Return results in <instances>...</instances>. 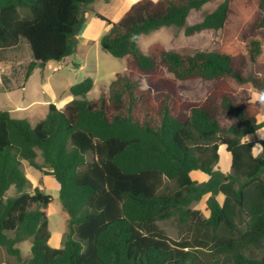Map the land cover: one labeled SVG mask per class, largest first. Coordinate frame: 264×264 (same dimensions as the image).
Masks as SVG:
<instances>
[{
	"label": "trees",
	"instance_id": "trees-1",
	"mask_svg": "<svg viewBox=\"0 0 264 264\" xmlns=\"http://www.w3.org/2000/svg\"><path fill=\"white\" fill-rule=\"evenodd\" d=\"M94 1L0 0V47L21 38L31 47L25 81L76 51L82 8ZM211 1L138 0L110 22L100 44L126 58L127 70L107 96L88 99V77L71 86L72 100L62 108L51 103L35 125L0 110V248L16 264H23L17 245L25 240L30 264H264V139L246 138L264 126V103L239 101L231 84L264 90V0H224L189 24L190 14ZM162 26L184 27L186 35L221 30L224 40L193 54L158 43L143 52L140 37ZM195 79L213 83L200 102L183 99L177 84ZM221 145L231 155L226 174L219 170ZM23 159L59 184L69 215L62 248L48 247L53 197L30 191ZM193 171L208 180L199 182ZM207 194L204 217L191 205ZM170 219L194 238L167 236L158 223Z\"/></svg>",
	"mask_w": 264,
	"mask_h": 264
},
{
	"label": "rangeland",
	"instance_id": "rangeland-1",
	"mask_svg": "<svg viewBox=\"0 0 264 264\" xmlns=\"http://www.w3.org/2000/svg\"><path fill=\"white\" fill-rule=\"evenodd\" d=\"M136 1L138 0H95L84 6L81 14L84 20L83 25L76 35V51L60 62L50 61L37 67L28 81H25V73L29 63L33 60L28 41L21 38L19 43L13 47H0V110H7L15 118L28 120L35 125L46 116L49 104L52 103L62 108L66 102L72 100L71 86L88 77L94 80V86L87 98L107 96L110 84L116 75L126 72L127 59L113 57L101 46L100 39L109 31L111 23L118 21ZM223 1L214 0L206 3L200 10H194L189 16V24L201 21L204 14L214 10ZM223 40L224 32L221 30H205L186 35L184 27L162 26L149 34L142 35L139 39V47L147 53L151 45L158 43L167 50L193 54L196 51L215 50ZM249 71L250 66L245 72L246 75ZM140 79L143 87L149 86L146 78ZM177 84L183 99L192 102L202 101L213 87L212 82L200 79L177 81ZM231 84L237 91L239 101H253V93L257 90L250 83L238 85L232 82ZM258 118L261 121L264 120V106ZM224 122L229 124L230 120H224ZM251 137H264V126L246 138L251 139ZM259 151L260 147L255 146L254 153ZM219 154V170L224 174L231 172V155L224 145L220 146ZM36 161L43 164L40 154ZM21 169L31 182L30 191L38 187L53 197L48 211V226L51 232L48 247L62 248L65 233L68 230L69 215L62 207L57 180L53 176L46 175L44 171L33 168L25 159L21 161ZM191 175L199 182L208 180V176L201 171H193ZM14 193L15 189L12 187L8 194L13 195ZM209 196L207 194L191 205L192 209L199 210L204 217L209 215L207 211ZM158 225L167 236L175 240L193 239L196 235V232L182 225L177 219L162 221ZM17 246L21 250L23 264H30L28 260L32 255L31 241L25 240ZM16 262L15 257L9 255L4 248H0V264H16Z\"/></svg>",
	"mask_w": 264,
	"mask_h": 264
},
{
	"label": "clouds",
	"instance_id": "clouds-1",
	"mask_svg": "<svg viewBox=\"0 0 264 264\" xmlns=\"http://www.w3.org/2000/svg\"><path fill=\"white\" fill-rule=\"evenodd\" d=\"M252 100L264 103V90H257L255 93H253ZM257 134L259 135V133Z\"/></svg>",
	"mask_w": 264,
	"mask_h": 264
},
{
	"label": "crops",
	"instance_id": "crops-1",
	"mask_svg": "<svg viewBox=\"0 0 264 264\" xmlns=\"http://www.w3.org/2000/svg\"><path fill=\"white\" fill-rule=\"evenodd\" d=\"M30 77H31V76H30ZM30 77H29V78H30ZM28 80H29V79H28ZM28 80H27V81H28ZM47 87H49V85H48ZM68 102H69V101H68ZM66 103H67V102H66ZM66 103H65V104H66ZM65 104H64V105H65ZM49 105H50V104H49ZM57 107H58V106H57ZM59 108H60V107H59ZM11 114H12V113H11ZM12 116H13V114H12ZM13 117H14V116H13ZM258 121L260 122L261 120H259V118H258ZM256 132H257V131H256ZM252 135H253V134H252ZM252 135H251V136H252ZM251 138H254V137H251ZM257 146H258V145H257ZM254 149H255V148H254ZM260 151H261V150H260ZM260 151H259L258 153H254V154L257 156V155H259ZM230 168H231V167H230ZM206 180H207V179H206Z\"/></svg>",
	"mask_w": 264,
	"mask_h": 264
},
{
	"label": "water",
	"instance_id": "water-1",
	"mask_svg": "<svg viewBox=\"0 0 264 264\" xmlns=\"http://www.w3.org/2000/svg\"><path fill=\"white\" fill-rule=\"evenodd\" d=\"M73 40H74V42L76 43V42H77V37L74 36V37H73Z\"/></svg>",
	"mask_w": 264,
	"mask_h": 264
}]
</instances>
